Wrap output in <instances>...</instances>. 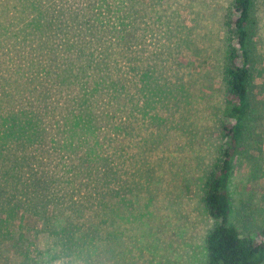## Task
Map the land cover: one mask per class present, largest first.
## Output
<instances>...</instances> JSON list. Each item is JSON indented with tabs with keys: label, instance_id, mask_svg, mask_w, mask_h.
<instances>
[{
	"label": "rangeland",
	"instance_id": "obj_1",
	"mask_svg": "<svg viewBox=\"0 0 264 264\" xmlns=\"http://www.w3.org/2000/svg\"><path fill=\"white\" fill-rule=\"evenodd\" d=\"M253 1L250 110L227 187L228 222L244 235L264 230V0ZM232 2L0 0V144L24 146L11 167L25 168L21 160L34 147L38 173L46 159L60 169L55 157L64 152L53 143L64 133L52 132L67 123L66 103L75 110L70 95L116 96L128 70L131 106L105 209L98 202L74 214L77 194L75 204L30 208L22 193L27 171L0 200V264H205L214 221L201 206V185L220 144L224 19ZM104 106L111 112L115 101ZM113 116L115 124L123 118ZM42 131L51 135L40 138ZM58 208L62 216H53Z\"/></svg>",
	"mask_w": 264,
	"mask_h": 264
},
{
	"label": "trees",
	"instance_id": "obj_2",
	"mask_svg": "<svg viewBox=\"0 0 264 264\" xmlns=\"http://www.w3.org/2000/svg\"><path fill=\"white\" fill-rule=\"evenodd\" d=\"M253 5V0H233L230 13L228 12L224 19L229 41L222 72L224 120L220 122L218 130L219 148L211 161V167L206 170L200 197L206 216L214 221L205 237V264H264V230L252 235H244L228 222L230 212L228 179L250 110L251 57L247 44ZM40 54L45 55L43 51ZM118 58L120 60V55ZM75 61L72 59L71 62ZM123 73V77L121 75V78H118V84L121 89L125 84L126 86L124 92L120 90L116 96L104 92L89 97L86 94L70 95L75 110L70 103H66L68 113L65 114L64 122H73L75 126L67 128L65 123L63 126H57L52 132L53 137L64 133L63 140L54 138L53 143L64 152L65 162L62 157L61 159L55 157L56 161L62 162L60 169L56 166L50 167L49 164L47 166L45 162L49 159H46L42 162L44 168L38 173L40 164L37 165V162L41 160L37 159L33 162L38 151L32 147L33 153L30 154L28 150L30 146L27 149L29 153H26L27 150L23 151L26 154L21 160V163L27 166L20 171L19 166L14 169L11 167L10 158L18 150L22 151L24 146L17 148L12 146L13 144L10 145V142L0 144V153H3V157L0 158V200L4 199L2 198L5 195L4 188L15 187L14 185L19 184L30 170L32 174L29 176L30 185L28 189L22 190L23 195L30 196V208L37 203L41 204L40 202L59 205L70 201L75 204L73 197L77 194L79 202L77 206L72 207L74 214L82 213L86 210V206L95 207L98 202L101 203L102 210L105 209L104 203L110 198L108 195L110 186L119 178L114 161L124 156L126 148L124 140L119 137L125 131L124 124L127 121L125 115L131 106L126 105L129 90L127 89L128 70ZM128 97L131 98L129 95ZM106 99L115 101L113 110L123 115L124 119H119L116 124L114 111L110 112L104 106ZM51 117L56 118L55 115ZM63 119L59 115L56 122L62 124ZM57 120H60V123ZM47 135H51V132L42 131L40 138H47ZM73 136L78 139L76 142H73ZM41 144V148L50 149V143ZM55 147L53 152L59 151ZM37 148L41 149L39 144ZM16 174L17 176L14 177ZM57 213L62 216V209L58 208L57 211L52 212V215L55 216Z\"/></svg>",
	"mask_w": 264,
	"mask_h": 264
},
{
	"label": "clouds",
	"instance_id": "obj_3",
	"mask_svg": "<svg viewBox=\"0 0 264 264\" xmlns=\"http://www.w3.org/2000/svg\"><path fill=\"white\" fill-rule=\"evenodd\" d=\"M55 264H60V262H59V261H57V262H55Z\"/></svg>",
	"mask_w": 264,
	"mask_h": 264
}]
</instances>
